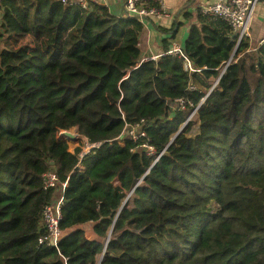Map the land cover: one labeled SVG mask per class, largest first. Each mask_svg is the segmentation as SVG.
I'll return each mask as SVG.
<instances>
[{
    "label": "trees",
    "instance_id": "obj_1",
    "mask_svg": "<svg viewBox=\"0 0 264 264\" xmlns=\"http://www.w3.org/2000/svg\"><path fill=\"white\" fill-rule=\"evenodd\" d=\"M195 18L189 69L164 54L183 23L142 60L135 18L0 0V264H264V44L235 48L225 21ZM71 129L99 146L69 154ZM60 195L62 234L39 243Z\"/></svg>",
    "mask_w": 264,
    "mask_h": 264
},
{
    "label": "built area",
    "instance_id": "obj_2",
    "mask_svg": "<svg viewBox=\"0 0 264 264\" xmlns=\"http://www.w3.org/2000/svg\"><path fill=\"white\" fill-rule=\"evenodd\" d=\"M164 0H125L123 18H135L140 23L144 24L150 19H161L165 16ZM258 0H214L212 4L200 9L203 15L222 19L231 28L235 36V48L242 42L250 38V22ZM64 4L78 5L82 9H87L89 3H94L92 0H63ZM264 44V35L261 37L257 47ZM164 54L179 55L185 59L186 68H190L188 60L182 54L180 47L173 45ZM154 59V57H152ZM142 60H148L143 58ZM139 125L132 127L129 130L135 140L145 136L144 131L136 132ZM143 148L148 155L154 153L153 148L144 144ZM88 153V149L79 155L82 158ZM77 167L83 168L80 163ZM57 176L54 172H47L42 176V185L44 190L53 189L57 185ZM66 184L61 185V193ZM63 198L61 195L55 201L46 205L42 212V223L46 229V235L39 239V243H47L48 245H56L62 232L59 228V221L61 218V204Z\"/></svg>",
    "mask_w": 264,
    "mask_h": 264
},
{
    "label": "crops",
    "instance_id": "obj_3",
    "mask_svg": "<svg viewBox=\"0 0 264 264\" xmlns=\"http://www.w3.org/2000/svg\"><path fill=\"white\" fill-rule=\"evenodd\" d=\"M94 3L106 7L110 13L116 16H123L125 0H92ZM214 0H164L163 9L165 16L161 19L147 20L143 25V30L139 36V48L142 58L148 60L158 59L163 53L162 39L168 36L162 35L157 28L170 29L177 23H183V26L178 28L177 39L171 41V47L182 46L186 40L190 25L196 24V12L212 4ZM190 14L191 18L185 21V15ZM264 35V0H258L250 22V38L247 40L248 49L257 48L261 37ZM152 59V60H154ZM71 155L73 153L71 152ZM86 235L91 239L95 237L90 228H86Z\"/></svg>",
    "mask_w": 264,
    "mask_h": 264
},
{
    "label": "rangeland",
    "instance_id": "obj_4",
    "mask_svg": "<svg viewBox=\"0 0 264 264\" xmlns=\"http://www.w3.org/2000/svg\"><path fill=\"white\" fill-rule=\"evenodd\" d=\"M29 41L30 40L27 37H22V38L11 37L9 39V43L15 48L25 47L26 45H28ZM30 45H29V48H32L33 45L32 44H30ZM190 119L194 121V124H193L189 134H194L197 130V125H198L197 120H196V116L194 115V113L189 117V120ZM67 135H70L72 140L66 138ZM58 137H61L62 139H64L66 141L65 143H67L68 153L71 154V152H72L73 155H75V157H78L79 155L83 154L84 151H86L87 149L89 150V147L92 146V144L88 143L87 139L84 136L80 135L76 129H71L70 131H65V133L60 132L58 134Z\"/></svg>",
    "mask_w": 264,
    "mask_h": 264
},
{
    "label": "water",
    "instance_id": "obj_5",
    "mask_svg": "<svg viewBox=\"0 0 264 264\" xmlns=\"http://www.w3.org/2000/svg\"><path fill=\"white\" fill-rule=\"evenodd\" d=\"M183 126H184V125H183ZM183 126L180 128V130L178 131V133L181 132ZM178 133H177V134H178ZM123 137H124V134H121V135L119 136V139L121 140V139H123ZM58 139H59L60 141H62V142H66V141H65L64 139H62L61 137H58ZM98 146H99V145L96 144V145H92L91 147H89L88 153H89L92 149H94V148H96V147H98ZM105 247H106V246H105Z\"/></svg>",
    "mask_w": 264,
    "mask_h": 264
},
{
    "label": "bare ground",
    "instance_id": "obj_6",
    "mask_svg": "<svg viewBox=\"0 0 264 264\" xmlns=\"http://www.w3.org/2000/svg\"><path fill=\"white\" fill-rule=\"evenodd\" d=\"M66 138H68V139H71V137H70V135H67V137ZM72 140V139H71Z\"/></svg>",
    "mask_w": 264,
    "mask_h": 264
}]
</instances>
